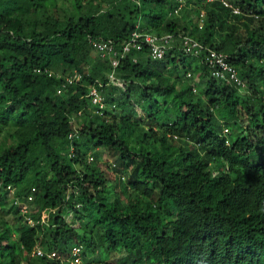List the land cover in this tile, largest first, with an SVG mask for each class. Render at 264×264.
Returning a JSON list of instances; mask_svg holds the SVG:
<instances>
[{
	"label": "trees",
	"instance_id": "1",
	"mask_svg": "<svg viewBox=\"0 0 264 264\" xmlns=\"http://www.w3.org/2000/svg\"><path fill=\"white\" fill-rule=\"evenodd\" d=\"M228 1L240 13L0 0V264H60L32 252L75 244L80 264H264V0ZM135 30L175 40L163 59L142 42L116 67L93 46L121 51ZM189 35L228 54L240 82L213 76L181 46Z\"/></svg>",
	"mask_w": 264,
	"mask_h": 264
},
{
	"label": "built area",
	"instance_id": "2",
	"mask_svg": "<svg viewBox=\"0 0 264 264\" xmlns=\"http://www.w3.org/2000/svg\"><path fill=\"white\" fill-rule=\"evenodd\" d=\"M222 2L226 7H230L234 13H239V8L234 6L230 1L222 0ZM183 6L184 2L183 0H180V4L174 10V14H178ZM205 18L206 12L202 10L197 20V24L200 29H202L205 24ZM174 40L175 39L173 35L158 36L150 32H140L135 30L132 32L130 40L125 43L121 51H119L112 42L108 41L95 40L93 41V46L96 50L100 51L103 57L110 58L112 65L116 67L118 66L121 58L125 56V53H128L132 48L142 49L144 46L142 42L148 43L150 45V54L152 59H163L168 49L173 45ZM181 46L185 48L186 51L191 52L193 55H199L204 51L205 59L209 63L210 67H213L212 75L216 78H223L224 75L228 73L233 80L240 82L238 73L234 65L228 60V54L215 48L206 47L201 41L190 35L185 36L181 40ZM81 77V73H79L78 71H74L73 74L66 76V79L69 84H72L74 82H78ZM111 77H113V74H111ZM187 77L196 78L193 76V73L191 71L187 73ZM198 79L199 78L197 77V80ZM59 92H61V90H59ZM90 95L93 97L94 103L99 104L101 108L104 107L103 96L97 91L96 88L91 89ZM90 159H93V157ZM20 203L22 204V212L26 214V219L29 223H33L32 218L28 215V213L30 212L29 207H31L28 204V200ZM82 252L83 247L81 245L75 244L71 247L69 253L66 256L62 255L57 250L48 252L40 247H36L33 250L32 255L45 257L49 260L57 261L60 264H80L82 261Z\"/></svg>",
	"mask_w": 264,
	"mask_h": 264
},
{
	"label": "rangeland",
	"instance_id": "3",
	"mask_svg": "<svg viewBox=\"0 0 264 264\" xmlns=\"http://www.w3.org/2000/svg\"><path fill=\"white\" fill-rule=\"evenodd\" d=\"M193 15L196 16L197 13L194 12ZM192 21H193V20H192ZM194 22H195V21H194ZM179 74H180L179 76H183V75H184V69H180V70H179ZM185 82L188 83V84H194V85H195L196 83L199 82V80H197L196 78H194L193 80H192V79H186V80L184 81V83H185ZM184 83H179V85L182 86V87H184V86H183ZM140 112H141V111H140Z\"/></svg>",
	"mask_w": 264,
	"mask_h": 264
},
{
	"label": "clouds",
	"instance_id": "4",
	"mask_svg": "<svg viewBox=\"0 0 264 264\" xmlns=\"http://www.w3.org/2000/svg\"><path fill=\"white\" fill-rule=\"evenodd\" d=\"M233 4V3H232ZM234 5V4H233ZM226 7V6H225ZM237 7V6H236ZM228 8H230V7H228ZM239 8V7H238ZM231 9V8H230ZM240 10V9H239ZM239 13H240V11H239ZM238 14V13H237ZM220 51V50H219ZM223 52V51H222ZM225 53V52H224Z\"/></svg>",
	"mask_w": 264,
	"mask_h": 264
}]
</instances>
